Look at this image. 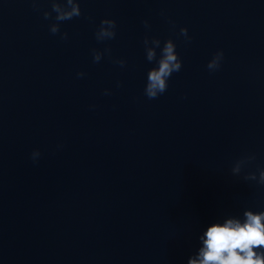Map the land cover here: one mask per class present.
Masks as SVG:
<instances>
[{"label":"water","instance_id":"1","mask_svg":"<svg viewBox=\"0 0 264 264\" xmlns=\"http://www.w3.org/2000/svg\"><path fill=\"white\" fill-rule=\"evenodd\" d=\"M79 7L54 35L50 0H0V264H188L211 224L264 211L243 178L264 169V0ZM145 36L182 61L155 99Z\"/></svg>","mask_w":264,"mask_h":264},{"label":"clouds","instance_id":"2","mask_svg":"<svg viewBox=\"0 0 264 264\" xmlns=\"http://www.w3.org/2000/svg\"><path fill=\"white\" fill-rule=\"evenodd\" d=\"M38 0H33V5L37 4ZM52 12H55V21L50 25V32L57 34L60 31L58 22L70 20L81 15L79 0H50ZM44 18H51V12H44ZM146 28L150 27L148 21H144ZM116 22L111 19L101 20L100 26L96 32V39L104 41L114 39L116 32ZM180 35L186 41H190L188 29L181 28ZM67 33L61 34V39L66 40ZM143 44L145 46L146 59L149 62H156L155 67L151 68L147 74V83L144 89L145 95L149 99H155L167 91L168 79L174 72H179L182 67V61L179 58L175 48L176 45L172 39L164 42L161 48V41L158 38H149L145 36ZM160 48V56L157 59L156 49ZM105 52H111L110 49H105ZM104 53L93 49V61L98 63ZM224 53L222 50L216 52L213 58L208 62L207 68L209 71L218 70ZM121 67L125 65L123 59L114 61ZM83 72L77 73L78 77H83ZM105 94H109L105 90ZM40 155L39 151L32 153V158L35 160ZM255 156H247L236 161L232 168L234 175H239L242 168ZM245 180L256 181L260 185H264V169H258L256 173H248L243 177ZM244 219L230 217L224 220L223 223H213L199 237L202 242V247L198 253L189 258L188 264H264V211L253 212L246 210L243 213Z\"/></svg>","mask_w":264,"mask_h":264}]
</instances>
